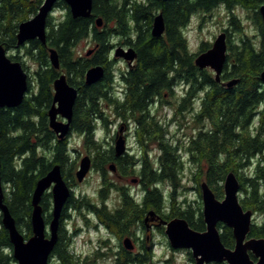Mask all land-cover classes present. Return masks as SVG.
Instances as JSON below:
<instances>
[{
  "label": "trees",
  "instance_id": "obj_1",
  "mask_svg": "<svg viewBox=\"0 0 264 264\" xmlns=\"http://www.w3.org/2000/svg\"><path fill=\"white\" fill-rule=\"evenodd\" d=\"M43 3L44 0H0V44L8 51L23 49L36 63L23 102L13 108L0 107L4 201L21 232L31 234L32 196L38 180L54 165H61L70 186L76 181L77 163H70L72 132L77 133L86 149L93 153V168L99 169L103 176L100 189L103 200L114 189L121 193V200L132 204L135 199L127 189L119 187L107 176V166L117 163L121 174L140 175L146 213L150 210L162 212V208H166L162 215L168 220L184 217L191 227L204 231L202 202L197 201L195 207L188 204V208H183L182 203L187 201L178 200L184 166L181 152L185 149L189 162L197 169L195 180L200 196L199 181L203 177L216 197L223 199L225 177L233 171L241 185L243 208L264 215V83L260 79L264 70V33L259 12L264 0H94L90 18H74L68 5L60 0L53 11L61 15L51 14L47 20V44L34 39L18 46L19 24L37 14ZM218 9L226 11L228 25L223 28L227 32L228 50L220 82L213 70L201 69L195 64L196 56L212 44L202 41L198 52H193L184 31L193 17L198 16L201 25L206 16L210 17ZM240 9L246 12L258 35L247 31ZM158 13L163 14L166 28L162 36L155 37L152 26ZM97 17L103 18V26H96ZM117 39L119 45L132 46L137 52L136 65L121 71L119 76V81L128 88L119 90L118 86V91L115 89L118 77L111 68L113 61H110L115 46L113 41ZM83 40H91L94 45L90 56L77 53L76 47ZM52 47L59 54V69L50 61L49 48ZM9 56L20 61L27 70L20 54ZM95 65L104 66L105 75L99 82L87 85L84 76ZM64 72L77 88L78 97L71 132L66 138L59 139L50 128L48 109L53 102L54 81ZM234 78L239 79L238 83L227 87L225 82ZM174 90H182L175 105V117L191 112L194 97L204 93L201 109L193 114V121L202 130L191 135L187 143L177 145L175 140L164 137L163 121L151 115L153 100L157 96L163 98L164 92L174 96ZM105 103L126 125L135 124L137 140L141 149L146 148L145 154L118 158L113 146L105 148L102 139L96 136L97 123H103L107 130L113 124L103 107ZM143 127L148 136L144 139ZM153 143L159 148L156 158L147 153ZM163 184L171 189L169 196L164 195ZM52 199L51 191L42 196L41 205L45 211ZM71 199H74L73 194ZM50 218L49 214L45 220ZM219 227L225 246L233 247L232 228L222 224ZM249 235L264 237V220L261 224H253ZM61 257L65 264L74 260L67 250ZM148 258L146 254L145 262ZM0 264H17L1 215Z\"/></svg>",
  "mask_w": 264,
  "mask_h": 264
},
{
  "label": "water",
  "instance_id": "obj_2",
  "mask_svg": "<svg viewBox=\"0 0 264 264\" xmlns=\"http://www.w3.org/2000/svg\"><path fill=\"white\" fill-rule=\"evenodd\" d=\"M60 0H44L37 14L19 24L17 40L18 46L31 40L39 39L47 44V20L52 14L55 4ZM69 7L74 18H90L93 15L94 0H63ZM263 22L264 33V4L259 8ZM103 18H95L97 27L103 26ZM165 21L162 13L154 17L152 34L160 37L165 32ZM227 32L222 31L217 35L212 46L195 58V64L201 69L209 68L214 71L215 78L221 81L224 65L227 58ZM94 48L87 51L90 56ZM50 61L56 69L60 68V59L57 49L49 48ZM116 58H122L128 63L137 59L134 47L125 48L118 46L114 50ZM105 68L95 65L89 68L85 74V82L88 85L95 84L103 79ZM264 83V70L260 74ZM238 78L225 82L227 87L237 84ZM29 89V74L22 63L13 60L8 50L0 44V107L13 108L19 106ZM78 97L77 88L70 84L66 73L60 74L54 81L53 102L48 109L49 125L59 139L66 138L71 132V124L74 116V106ZM61 118V119H60ZM114 149L116 156H122L127 152L124 126H121L115 140ZM92 157L85 155L81 158L79 168L75 172L78 182H83L92 168ZM109 169L116 171V164L111 163ZM134 182L137 179H133ZM224 198L216 197L213 189L206 181L200 184L203 216L206 224L204 231L191 227L184 217H175L164 221L165 233L169 243L174 249H188L191 251L196 264H208L211 262L227 261L228 264H264V237L247 238L252 225L253 211L244 210L240 202L241 185L235 172L227 173L224 180ZM46 191L53 195V219L50 222V238L46 237V223L41 205L42 196ZM72 188L64 178L60 164L54 165L51 170L36 184L32 196L31 224L33 235L26 239L18 229L17 223L8 205L5 203V191L1 177L0 163V213L2 225L8 230L13 247V256L17 264H49V259L58 238V227L61 212L71 196ZM150 211L149 216H153ZM223 223L233 229L235 237L234 248L225 246L221 238L219 224ZM125 245L129 248V238L125 239ZM250 252L257 258L254 261Z\"/></svg>",
  "mask_w": 264,
  "mask_h": 264
},
{
  "label": "flooded vegetation",
  "instance_id": "obj_3",
  "mask_svg": "<svg viewBox=\"0 0 264 264\" xmlns=\"http://www.w3.org/2000/svg\"><path fill=\"white\" fill-rule=\"evenodd\" d=\"M125 47L128 48V46ZM122 61H124V63L126 64L125 71L130 70L132 67L136 65V60L131 64L123 59ZM119 79H121V77H118L115 80L119 81ZM84 80H85V76H84ZM118 84H119L118 86L122 88L121 90L128 88L127 84H124L120 81L118 82ZM174 92H176V90H174ZM168 95H169L168 92H164V96H168ZM203 97H204V93L195 96L194 99L192 100V111H191L192 115L197 113L201 109L203 103ZM176 99L177 97H175V100ZM161 101H162V97L157 96L152 102L153 104L152 109L155 105L157 106L161 104ZM172 102L173 101H168L166 103L171 104ZM174 121H176V119H174ZM124 129H125L124 137L126 138L127 152L122 156H116L118 158H122L127 155H133L130 153V148L127 145L129 138L133 134L132 128L130 124H128L127 126L124 127ZM201 130H202L201 127L199 126L195 127L192 135L193 134L197 135V133L200 132ZM118 131H116L114 137L112 138V143L113 141L115 142L116 137L118 135ZM146 132L147 129L143 127L142 128L143 139L148 137ZM135 134L137 138V130L135 131ZM166 134L168 133L165 132L164 137L169 139V137H167ZM175 142L176 145L183 143L182 141H179L178 143L177 140ZM145 149L146 148L144 146L142 147V149L140 147L141 154H145L146 152ZM157 150L159 151V148H157ZM153 151H154L153 148H148L147 153L151 155ZM92 163H93V158H92ZM115 164H116V171H119L118 164L117 163ZM135 179H137L136 182H134L133 179L132 181L133 183L140 182V184L137 185L138 188H140V190L134 187L130 188V186L127 185L122 186L123 188L127 189L132 196L135 197V199H133L132 204H130L126 200H121V199L90 200V199L74 198L68 200L61 212V217L59 220V227H58V238L52 250L49 259V264H52L53 261L60 262V264H65L61 257L62 252L64 250H67L69 254L74 257L73 262L70 264H153L154 242L151 239L154 232L157 229L160 228V230H163V228H165L164 221H169L166 217L162 215L163 213H165V211H167V209L162 208L161 210L162 212L150 210V211H154L155 214L153 216H149L147 219V216L150 211L146 213L145 210L144 201L142 199L143 189H141L142 188L141 179L140 177H137ZM76 184L74 183L73 185ZM73 191L74 190L72 189L71 194H73ZM134 191H136V193H133ZM188 204L189 203H182V207L188 208ZM47 209H48L47 211L43 209V215H44V219L45 217H49V214L51 215L49 221L45 220L46 237L50 238V222L53 219V213H52L53 199L49 207H47ZM244 210H251V209H244ZM253 213L254 214L252 218V225L255 223L261 224L263 221L256 222L255 212L253 211ZM89 222H92L90 226H89ZM220 224L225 225L223 223ZM90 228H92L94 232L99 234L97 241H92L93 239L90 236L88 237V239L84 237L85 231L87 229L90 230ZM22 233L24 235L26 234L25 237L26 239H29L33 235L32 224H31V234H29V232H22ZM221 233H222V229H221ZM252 237L254 236H250L249 234L247 236V238H252ZM126 238H129L131 240L130 244L133 246L132 248H129L125 245L124 241ZM83 239H84V243H83ZM88 240L92 245L89 246L90 248L86 250L85 246H87L86 244ZM234 246L229 248H234ZM171 249L173 251H177L172 247ZM187 253L189 255V259L194 264H196L191 251L188 250ZM146 254H148L149 256L147 262H145ZM250 256L254 261H257V258L251 252H250ZM208 264H228V262L227 261L211 262Z\"/></svg>",
  "mask_w": 264,
  "mask_h": 264
},
{
  "label": "rangeland",
  "instance_id": "obj_4",
  "mask_svg": "<svg viewBox=\"0 0 264 264\" xmlns=\"http://www.w3.org/2000/svg\"><path fill=\"white\" fill-rule=\"evenodd\" d=\"M220 9L215 11V13L210 17L206 16L204 22L201 25H200L199 17L195 16V18L193 17L189 22V24L185 27L184 31L186 33L189 46L193 52H198L200 43L202 41H208L211 44H213L217 35L220 34L222 31H224L223 28H228L227 13L225 10L223 9L220 10ZM239 12L240 14H242L243 20L246 23L247 31L251 35L254 34L258 35V30L252 24L250 19H247L246 12H244L241 9L239 10ZM52 14L61 15L60 12L58 11H53ZM113 42L115 46L113 48V53L110 56V61H113V63L111 64V68L115 73V75L119 77L120 72L126 70V64L124 63V61H122V58H116L114 56V50L118 46H123V45L118 44L119 43L118 39ZM93 48L94 45L91 43V40H83L77 45L76 50L77 53H80V55L87 56L86 52ZM12 53L15 55L16 54L21 55L22 62H24L25 65L28 67L26 71L29 74V77L33 79L36 70V63L30 58V56H27L25 54L23 49H20L19 51L15 49L8 51L9 55ZM115 84H117L115 89L116 90L119 89L118 87L119 84L117 81H115ZM121 89L122 88H120L119 90ZM184 90L185 89L183 88V91ZM181 92L182 90H179V92H176L174 96H170V95L164 96L162 98L163 104H159L157 106L155 105L153 107L151 115L153 116L156 115L158 119L163 121L162 126L164 128V131L168 133L166 134V136L169 137L170 140H175V141L177 140L178 143L179 141H182L183 143H187L188 140L191 138L194 128L198 127V125L193 121L194 119L191 112L186 113V115L181 114L175 117L174 115L175 104L178 101ZM115 94H117V92ZM175 97H177L176 100ZM168 101H173V102L171 104L166 103ZM103 107H105L106 113L110 115L109 116L110 119L113 120V124L110 125L109 130H107L104 127L103 123L101 122L97 123L98 130L96 136L102 139L105 148H109L112 143V138L114 137L116 131H118L121 126L125 127L127 125L124 123L123 120L118 119L114 111L106 103L103 104ZM174 119H176V121H174ZM129 124L132 128L133 134L129 138L127 145L130 148L131 154H133L135 157H140L142 154L140 152V145L135 136L136 135L135 124L133 123H129ZM114 144L115 142L113 141L111 146H114ZM69 145H70L69 146L70 163L72 162L77 163L76 170L79 168V164L83 156L90 155L93 158V153L89 152L88 149H86V147L83 144V140L80 138V136L77 133L72 132L70 134ZM186 145L187 144H185V146ZM151 146H152L151 148L154 149V151L151 153V156H153V158H156L159 154V151L157 150L158 145L156 143H153L151 144ZM181 153H182V159H184V166L182 172V176H183L182 186L179 190L181 196L178 197V200L181 202L187 201L185 203H189L195 207L198 204V202H202L201 196L197 190L198 182L195 180V173L197 172V169L193 163L189 162V156L185 152V149H183ZM107 169H108L107 176L109 177V179L114 180L119 187L127 185L130 186V188L131 187L138 188L137 185L140 184V182L133 183L132 181V179L140 177L138 173L131 176H125L122 175L119 171L114 172L110 170L108 166ZM203 180H204L203 177H200L199 182H202ZM102 182H103V176L101 171L97 168H93V164H92V168L83 182H78L76 179L74 183L77 184L72 186L69 185V186L74 190L73 196L76 199H82V197H87V199L90 198V200H101L100 189L102 188ZM138 189L140 190V188ZM161 189L163 190L164 195L169 196V192L171 189H169L168 185L166 184H163V186L161 185ZM133 193H136V191H134ZM119 196H120V192H118L117 189H114L109 191L106 199L107 200L120 199ZM263 220H264V215L255 212V221L262 222ZM91 224L92 222H89V226ZM98 235L99 234L94 232L92 228H90V230L87 229L84 233V237L88 239V237L90 236L93 239L92 241H97ZM151 240L154 242L153 264H194L189 259V255L187 253L188 249H176L177 251H173L171 249V245L165 233V228L163 230H160V228L157 229L154 232ZM83 243H84V239H83ZM86 245L87 246H85V249L87 250L90 248L89 246H91L92 244L88 240ZM52 264H60V262L53 261Z\"/></svg>",
  "mask_w": 264,
  "mask_h": 264
}]
</instances>
